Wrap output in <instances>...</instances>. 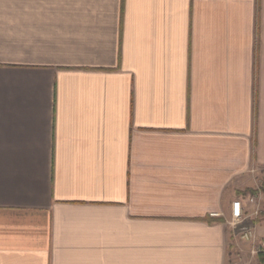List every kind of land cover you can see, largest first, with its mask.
Wrapping results in <instances>:
<instances>
[{"label": "crops", "instance_id": "1", "mask_svg": "<svg viewBox=\"0 0 264 264\" xmlns=\"http://www.w3.org/2000/svg\"><path fill=\"white\" fill-rule=\"evenodd\" d=\"M263 181L264 0H0V264H234Z\"/></svg>", "mask_w": 264, "mask_h": 264}, {"label": "built area", "instance_id": "2", "mask_svg": "<svg viewBox=\"0 0 264 264\" xmlns=\"http://www.w3.org/2000/svg\"><path fill=\"white\" fill-rule=\"evenodd\" d=\"M250 203H253L254 200L250 199ZM212 217H218V214H211ZM245 216L243 205L240 200H235L231 205V216L229 221V226L231 228V233L239 240L245 243H255L256 233L254 227H247L245 225ZM264 256V242L254 245L251 251V257ZM243 264H250L243 263Z\"/></svg>", "mask_w": 264, "mask_h": 264}, {"label": "rangeland", "instance_id": "3", "mask_svg": "<svg viewBox=\"0 0 264 264\" xmlns=\"http://www.w3.org/2000/svg\"><path fill=\"white\" fill-rule=\"evenodd\" d=\"M263 183H264V181H263ZM263 183H262V186H264ZM256 212L257 211H254L251 216H248V218L247 217L245 218V225L247 227L252 226V224L250 223L251 222V218H252V216L254 217L255 215H257ZM255 233H256V231H255ZM236 237H237V240H238L239 243H238V247L236 249L237 250V254H236L237 255V260H236V257H235V263L234 264L248 263V261H249L250 264H256V263H254V260H253L254 257L251 258V251H252L254 245H256L258 243H261V242H264V233H261V234L260 233L259 234L256 233L255 243H245V242L239 240L238 236H236ZM249 256H250V258H249Z\"/></svg>", "mask_w": 264, "mask_h": 264}, {"label": "trees", "instance_id": "4", "mask_svg": "<svg viewBox=\"0 0 264 264\" xmlns=\"http://www.w3.org/2000/svg\"><path fill=\"white\" fill-rule=\"evenodd\" d=\"M263 185H264V183H263ZM262 189L264 190V186H262ZM262 261H264V259Z\"/></svg>", "mask_w": 264, "mask_h": 264}]
</instances>
